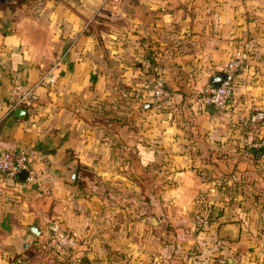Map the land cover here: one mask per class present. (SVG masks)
Segmentation results:
<instances>
[{
    "label": "crops",
    "instance_id": "0c3cea01",
    "mask_svg": "<svg viewBox=\"0 0 264 264\" xmlns=\"http://www.w3.org/2000/svg\"><path fill=\"white\" fill-rule=\"evenodd\" d=\"M239 50L230 109L200 102ZM58 62L11 111L13 84ZM259 110L264 0H0V145L29 157L27 180L0 174V264H264V124L244 127ZM54 223L78 262L50 246Z\"/></svg>",
    "mask_w": 264,
    "mask_h": 264
},
{
    "label": "built area",
    "instance_id": "2783aa9c",
    "mask_svg": "<svg viewBox=\"0 0 264 264\" xmlns=\"http://www.w3.org/2000/svg\"><path fill=\"white\" fill-rule=\"evenodd\" d=\"M248 53L245 50H239L227 64L224 73L226 78L220 86L208 85L199 97L200 102L213 105L222 111L230 109V101L235 91L236 78L246 67ZM58 62L48 70L41 79L33 85L24 83H14L10 94V110L13 111L18 107L30 108L38 101V88L46 83L56 81V70L59 67ZM156 78L153 83L154 102L153 106L161 108L162 103L170 97V92L166 87V81L161 68H156ZM264 124V110H259L252 114L244 121V127L252 130L254 127ZM257 146H263L264 140L258 141ZM29 157L27 153L19 149H5L0 145V174L9 177H17L22 170L28 169ZM195 224L202 227L207 223L203 214H198L194 218ZM48 239L52 249L61 255H66L70 259L78 262L74 253L76 238L64 230L60 224L54 223L50 226Z\"/></svg>",
    "mask_w": 264,
    "mask_h": 264
},
{
    "label": "water",
    "instance_id": "95a60500",
    "mask_svg": "<svg viewBox=\"0 0 264 264\" xmlns=\"http://www.w3.org/2000/svg\"><path fill=\"white\" fill-rule=\"evenodd\" d=\"M4 1V0H2ZM226 78V74L224 72L220 73L218 76L212 78V85L214 86H220L223 82V80ZM16 112L20 115L24 116L27 112L26 108L18 107L16 108ZM66 174L70 176V181L75 182L76 181V175H77V168L73 169L72 171H66ZM29 177V171L28 170H22L18 173V178L20 180H27ZM32 232L24 237V238H18L15 242L17 246V250L19 253H22L26 250H28L34 243L36 236H39L40 232L37 228H32Z\"/></svg>",
    "mask_w": 264,
    "mask_h": 264
}]
</instances>
